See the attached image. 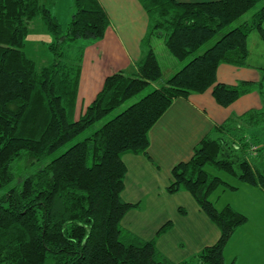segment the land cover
I'll return each mask as SVG.
<instances>
[{
	"label": "trees",
	"instance_id": "16d2710c",
	"mask_svg": "<svg viewBox=\"0 0 264 264\" xmlns=\"http://www.w3.org/2000/svg\"><path fill=\"white\" fill-rule=\"evenodd\" d=\"M43 1L0 0V190L9 186L0 194V264H224V247L247 217L230 205L218 210L209 200L221 185L236 188L212 169L264 192V64L257 81L217 82L216 71L221 63L249 65L252 31L264 43V4L233 25L264 0H138L148 16L142 57L130 70L106 76L78 116L83 50L104 36L108 16L98 0H73L63 27L52 10L58 0ZM36 17L53 38L46 44L52 58L41 66L24 49ZM154 37L186 61L165 79ZM151 84L156 86L137 101L41 162ZM208 88L221 106L252 91L263 105L214 125L188 160L172 166L165 191L189 192L219 229L214 243L175 262L156 246L171 220L148 240L121 225L127 211L139 206L121 196L127 171L122 156L147 154L149 130L172 101ZM19 159L40 165L10 185Z\"/></svg>",
	"mask_w": 264,
	"mask_h": 264
},
{
	"label": "crops",
	"instance_id": "0c3cea01",
	"mask_svg": "<svg viewBox=\"0 0 264 264\" xmlns=\"http://www.w3.org/2000/svg\"><path fill=\"white\" fill-rule=\"evenodd\" d=\"M98 1L107 13L109 24L104 36L87 43L83 50L76 116L84 112L94 99L106 76L119 70H130L144 52L142 39L147 31L148 16L141 3L138 0ZM54 12L61 24H67L71 7L63 21L59 7ZM155 38L151 40L152 46ZM174 63L177 68L182 66V63ZM248 63L247 66L219 64L216 81L227 84H235L239 80L257 81L261 64L255 65L249 58ZM262 105L256 91L241 95L227 106L215 101L211 88L202 93H192L187 98H175L149 130L147 154L125 153L122 156L127 171L121 196L127 202H139V206L127 211L121 225L148 240L155 236L162 224L171 220L169 229L157 237L156 246L167 257L169 251H173V257L169 258L175 262L187 259L214 243L219 237V229L199 209L191 194L187 191L173 194L165 191L170 181V170L179 161L190 158L193 146L214 125L230 115L242 114ZM217 175L236 188L228 189L221 185L209 195V200L218 210L230 205L247 217L224 247V264H264V192L237 179L230 182L221 173ZM179 207L185 209V213L179 212ZM152 208L157 210L160 219L156 216V221L144 220V211Z\"/></svg>",
	"mask_w": 264,
	"mask_h": 264
},
{
	"label": "rangeland",
	"instance_id": "374dc122",
	"mask_svg": "<svg viewBox=\"0 0 264 264\" xmlns=\"http://www.w3.org/2000/svg\"><path fill=\"white\" fill-rule=\"evenodd\" d=\"M48 0H44L43 2H47ZM50 4V3H49ZM56 6L52 7V10L56 9V7H59V13L61 15V20L63 21V17L65 13L69 10V6L73 7V0H59L55 2ZM263 3H260L257 5L255 9H252L245 13L240 19H238L233 25L239 24L242 20L247 19L251 16V14L254 12V10L258 9L260 6H262ZM61 22V21H60ZM63 27L66 26V24H62ZM29 32L25 39V46L24 49L26 50L27 54L33 58L38 66H41L43 64L49 63V61L52 58V54L48 52L46 49V44L53 40L52 36L47 32L46 28L44 27V24L42 23L40 17H36L33 20H31L28 24ZM153 46L155 49L156 56L159 60V63L161 65L162 71H163V78L168 77L171 73L175 72L176 69H179L180 67L175 66V63H184L186 61H179L176 58H174L167 48L164 45L163 39L156 37L153 41ZM248 46L250 50L249 54V61L255 65H263L264 64V43L259 37L258 33L256 31H252L248 35ZM75 48V44L73 45V48L70 49V56H73V49ZM169 73V74H168ZM152 86H156L155 84H151L149 87H147L145 90L140 92L139 94L127 99L125 102H123L119 107L115 108L111 113L106 115L104 118L96 122L93 126L79 134L77 137L73 138L71 141L67 142L64 146H62L60 149L52 153L51 155L47 156L46 158L42 159L41 162L47 163L52 158L59 155L61 152L66 150L70 145H72L74 142L81 140L86 135L91 133L94 129L102 125L104 122H106L108 119L112 118L114 115L122 111L124 108H126L128 105L132 104L133 102L137 101L140 97H142ZM40 165V163H36L34 165H27L26 161L24 159H19L15 162L13 166L14 170V179L10 183V185H15L16 183L20 182L25 176L29 175L33 171L36 170V168ZM212 173L219 174L221 173L223 177H227L228 181L232 182V180H235L234 177L228 176L225 173H222V171H215L212 169ZM9 186H5L3 189L0 190V194L5 191V189H8ZM145 212V213H144ZM142 212L144 213V220H154L156 221V216L158 217V220L160 219L159 213L156 209H147L146 211ZM141 214V215H142ZM125 217V216H124ZM123 217V218H124ZM127 218V217H126ZM125 219H122V223ZM156 224H160V222H156ZM157 225V226H158ZM156 226V227H157ZM173 244V242H170V244ZM173 249V248H172ZM171 256H170V255ZM168 256L171 258L173 257V251H169Z\"/></svg>",
	"mask_w": 264,
	"mask_h": 264
}]
</instances>
